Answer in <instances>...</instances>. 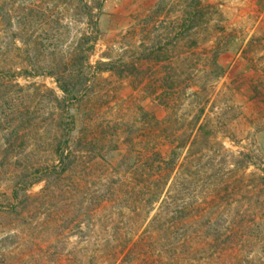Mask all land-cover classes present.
<instances>
[{
  "label": "rangeland",
  "instance_id": "374dc122",
  "mask_svg": "<svg viewBox=\"0 0 264 264\" xmlns=\"http://www.w3.org/2000/svg\"><path fill=\"white\" fill-rule=\"evenodd\" d=\"M0 264H264V0H0Z\"/></svg>",
  "mask_w": 264,
  "mask_h": 264
},
{
  "label": "trees",
  "instance_id": "16d2710c",
  "mask_svg": "<svg viewBox=\"0 0 264 264\" xmlns=\"http://www.w3.org/2000/svg\"><path fill=\"white\" fill-rule=\"evenodd\" d=\"M194 128H195V134H191L190 136H188V143L189 145H192L196 142V136L198 135V133L201 134V136L204 134L206 136V138L208 139L209 136V131H204L206 128V123L199 121L196 125L194 122ZM157 157L160 158V162L162 163V167L159 168L158 173L156 175V181H157V186L159 188V190L156 192L158 198H160L163 188L165 187V185L168 183L171 174L174 172L176 173L177 170V160H178V153H175V150H173L168 158H164L163 156H161V154H157ZM184 166L183 162H180V166ZM181 166V167H182ZM177 170V171H176ZM180 260V258H178V261Z\"/></svg>",
  "mask_w": 264,
  "mask_h": 264
}]
</instances>
